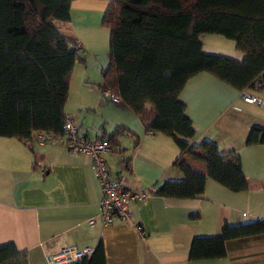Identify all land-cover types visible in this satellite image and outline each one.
Wrapping results in <instances>:
<instances>
[{
    "label": "crops",
    "instance_id": "0c3cea01",
    "mask_svg": "<svg viewBox=\"0 0 264 264\" xmlns=\"http://www.w3.org/2000/svg\"><path fill=\"white\" fill-rule=\"evenodd\" d=\"M108 4L109 0H70V20L60 32L74 39L86 58L74 64L64 115L92 137L108 138L121 128L114 141L119 151L106 156L108 165L123 176L128 188L148 196L130 205L129 220L103 225L100 187L89 156L70 153L58 144L0 136V245L13 244L25 254L27 264H47L46 256L65 246L94 251L99 244L102 250L87 257L88 264H264L263 235L227 240L221 258L189 259L193 238L217 236L224 223L264 219V143L245 144L252 126L264 127V104L243 101L241 90L208 72L189 78L178 98L195 130L190 141L210 140L223 154L237 153L247 189L233 192L207 178L200 197L150 194L164 180L183 179V172L173 166L179 148L165 134L147 133L129 106L101 96L109 55V31L101 19ZM199 42L204 54L238 62L244 57L235 41L221 34L203 33ZM87 59L95 62L97 72H89ZM260 82V88L246 89L264 100V77Z\"/></svg>",
    "mask_w": 264,
    "mask_h": 264
},
{
    "label": "trees",
    "instance_id": "16d2710c",
    "mask_svg": "<svg viewBox=\"0 0 264 264\" xmlns=\"http://www.w3.org/2000/svg\"><path fill=\"white\" fill-rule=\"evenodd\" d=\"M69 3L0 0V136L28 141L33 132L63 133L69 80L76 52L83 50L60 32L70 20ZM101 25L109 31V55L100 87L118 94L122 104L141 118L147 133L165 134L179 148L173 166L183 172V179L164 180L149 193L200 197L207 178L233 192L246 190L237 153L223 154L210 140L190 141L195 130L178 95L200 72L237 90L261 87L264 0H109ZM203 33L234 40L243 59L202 53ZM122 132L117 128L108 138H99L114 147L116 135ZM262 143L264 127L252 126L245 144ZM259 235L264 236V219L224 223L217 236L193 238L189 259L224 257L227 240ZM101 246H96L92 257ZM0 264H27L26 256L13 244H2Z\"/></svg>",
    "mask_w": 264,
    "mask_h": 264
},
{
    "label": "built area",
    "instance_id": "2783aa9c",
    "mask_svg": "<svg viewBox=\"0 0 264 264\" xmlns=\"http://www.w3.org/2000/svg\"><path fill=\"white\" fill-rule=\"evenodd\" d=\"M264 77V72L262 74ZM101 96L104 100L114 103H123L120 96L109 88H101ZM239 96L243 101L253 104H264V100L251 94L247 89L241 90ZM29 142L51 143L62 145L70 153H79L90 157L91 168L94 177L100 187L99 221L103 225L111 224L115 220L130 219V205L145 199L148 193L143 190L131 189L124 184L123 176L114 173L108 163L107 155L113 152L106 139L92 137L85 134L73 118H66L63 125V133L54 135L51 132H33ZM94 220H89L94 224ZM140 236L145 232L140 225L136 226ZM93 248L65 246L54 254L46 256L47 264H71L91 256Z\"/></svg>",
    "mask_w": 264,
    "mask_h": 264
},
{
    "label": "rangeland",
    "instance_id": "374dc122",
    "mask_svg": "<svg viewBox=\"0 0 264 264\" xmlns=\"http://www.w3.org/2000/svg\"><path fill=\"white\" fill-rule=\"evenodd\" d=\"M102 49H103V45H102ZM85 51V50H84ZM86 52V51H85ZM104 55H106V54H104ZM85 60V59H84ZM106 60V59H105ZM98 62H102L101 61V59H99L98 60ZM100 64V63H99ZM86 66L88 67V69H89V72L91 73V74H93L94 73V71H96L97 72V68H96V64H95V62L94 61H88V59L86 60ZM100 66H102V64H100ZM97 75H99L98 73H97ZM102 85V84H101ZM100 92H101V90H100ZM261 98V97H260ZM69 118V117H68ZM76 121V120H75ZM76 123H77V121H76ZM78 124V123H77ZM111 146V145H110ZM111 148L113 149V147L111 146ZM108 163V162H107Z\"/></svg>",
    "mask_w": 264,
    "mask_h": 264
},
{
    "label": "water",
    "instance_id": "95a60500",
    "mask_svg": "<svg viewBox=\"0 0 264 264\" xmlns=\"http://www.w3.org/2000/svg\"><path fill=\"white\" fill-rule=\"evenodd\" d=\"M76 57L80 60H83L86 58V54L83 50H79L76 52Z\"/></svg>",
    "mask_w": 264,
    "mask_h": 264
}]
</instances>
